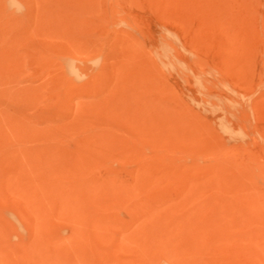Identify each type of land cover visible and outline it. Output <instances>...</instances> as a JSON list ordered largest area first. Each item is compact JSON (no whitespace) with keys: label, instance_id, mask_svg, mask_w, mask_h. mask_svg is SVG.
I'll return each instance as SVG.
<instances>
[{"label":"rangeland","instance_id":"rangeland-1","mask_svg":"<svg viewBox=\"0 0 264 264\" xmlns=\"http://www.w3.org/2000/svg\"><path fill=\"white\" fill-rule=\"evenodd\" d=\"M0 264H264V0H0Z\"/></svg>","mask_w":264,"mask_h":264}]
</instances>
